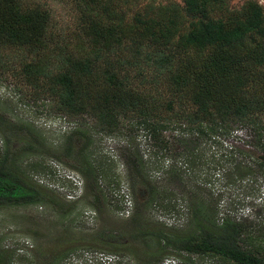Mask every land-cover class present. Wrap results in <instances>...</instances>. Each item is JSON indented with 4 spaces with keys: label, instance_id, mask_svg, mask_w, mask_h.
Listing matches in <instances>:
<instances>
[{
    "label": "trees",
    "instance_id": "1",
    "mask_svg": "<svg viewBox=\"0 0 264 264\" xmlns=\"http://www.w3.org/2000/svg\"><path fill=\"white\" fill-rule=\"evenodd\" d=\"M136 1L73 0L76 27L56 31L48 9L24 8L22 0H0V51L26 47L31 58L19 62L21 73L29 80L45 78L46 91L59 111L89 115L98 132L108 135L121 133L127 127L125 118H133L132 137L135 125L142 128L154 141L152 146L162 150L161 157L170 161L167 180L154 183L144 174L147 162L138 146L129 141L126 145L124 161L136 202L134 177L148 182L144 184L147 203H166L170 212L177 211L172 200L186 199L188 206L189 216L181 229L155 223L143 230L139 214L135 215L131 227L136 233L128 237L148 249L142 255L145 264L158 261L169 249L215 257L221 264H264V227L220 211V195L212 198L213 193L197 184L194 175L196 168L212 162L215 167L230 166L225 171L230 177L258 173L264 178V10L255 1L231 10L230 0H183L182 6L150 5L144 13L130 14ZM5 57L9 56L0 52V64L11 67L9 60L2 61ZM159 86L174 91L175 97L164 100L156 91ZM177 129L172 140L160 137ZM239 129L252 140H245L244 148L235 143L224 147L220 140ZM12 130L5 134L0 154V206L44 203V193L17 165L22 152H35L36 144L21 132L32 129L23 125L15 133ZM12 135L20 148H12ZM74 135L63 156H81L73 168L98 189L96 179L104 169L89 161L92 141L75 148ZM209 145L227 151L209 156ZM178 163L185 164L186 171ZM191 177L195 183L188 191L174 190ZM3 256L0 253V259ZM42 260L39 264H55L53 259Z\"/></svg>",
    "mask_w": 264,
    "mask_h": 264
},
{
    "label": "rangeland",
    "instance_id": "2",
    "mask_svg": "<svg viewBox=\"0 0 264 264\" xmlns=\"http://www.w3.org/2000/svg\"><path fill=\"white\" fill-rule=\"evenodd\" d=\"M248 1L258 2L264 10V0H230L228 7L231 10L240 9ZM22 2L24 8L48 9L56 31H72L76 27L77 12L73 0H22ZM168 3L182 6L184 2L137 0L130 5L132 6L130 14L144 13L150 5ZM186 19L189 20V17ZM0 52H5L10 57H7L8 59L5 57L2 61L9 60L11 64L9 69L0 64V154L3 152V139L6 133L12 129V133H15L19 126H30L31 132L26 130L21 132L23 135H29L31 142L36 144V149L34 153L22 152L17 165L40 193L46 196L44 203L0 206V253H4L0 264H39L44 258L53 259L55 264H145L142 255L148 249L141 242H133L128 237L136 233V228L131 227L135 215L137 218L139 214L140 219L137 221L143 224V230L152 229L155 223L171 229H181L184 228L189 216L188 206L186 199L172 200L178 212H170L164 206L166 203L162 206L147 203L145 199L147 188L144 184L148 182H140L134 177L137 203L131 193L130 171L124 161L129 148H126V145L129 141L138 146V151L147 162L144 174L154 183L162 184L167 180L165 169L170 161L161 157L162 150L152 146L154 141L148 139L142 128H136L135 125V136L132 137L129 129L134 122L133 118H125L124 125L127 127L121 133L108 135L98 132L96 122L89 115L59 111L46 91L47 80L40 78L32 81L21 73L19 62L31 58L26 47L10 46ZM156 91L164 95V100L174 96V91L162 86ZM160 111L164 113V109L161 108ZM79 129L87 131L90 138L87 133L80 135ZM177 132L178 129L166 130L160 137L172 140L171 135ZM246 133H248L246 130L239 129L220 142L226 148L231 143L244 148L242 146L245 145V140L248 138L252 140ZM71 134L74 135L72 137L75 148L84 147L86 143L92 141L88 147L89 161L96 168L101 164L104 169V174L102 172L96 179L98 189L94 183H88L85 177L73 168L78 166L77 160L81 156L77 157L74 154L70 159L63 156L66 155L64 150ZM11 139L12 148L18 149L22 146L16 136L12 135ZM226 151L218 145H215V150L212 146H207L209 156H220ZM59 156L60 160L57 159ZM178 165H182L186 171L185 164ZM197 169L194 174L197 184L204 185L206 191L210 190L213 193L212 198L220 195V211H229L237 217H247L264 227V178L261 175L254 173L242 178L238 175L230 177L225 175L230 166H227V169L226 166L215 167L212 162ZM204 181L207 183H202ZM194 183L192 177L191 180L187 178L185 184L183 182L174 184V190L180 193L188 191L189 185ZM170 188H173L172 185ZM137 207L139 209L136 213ZM262 231L264 234V228ZM115 236H119L117 240ZM115 241L119 244L117 245ZM147 244L150 245L151 241L148 240ZM151 245L153 249L156 248L154 244ZM167 252L153 264H163L165 260L172 261L171 264L222 263L218 258L208 255H188L176 253L172 249ZM104 256H114L115 259L110 263L103 262L101 257Z\"/></svg>",
    "mask_w": 264,
    "mask_h": 264
},
{
    "label": "built area",
    "instance_id": "3",
    "mask_svg": "<svg viewBox=\"0 0 264 264\" xmlns=\"http://www.w3.org/2000/svg\"><path fill=\"white\" fill-rule=\"evenodd\" d=\"M102 256V255H101ZM115 259V257L114 256H104V257H101V260L104 262H111V261H113ZM172 263V261H170V260H165L164 261V263L163 264H171Z\"/></svg>",
    "mask_w": 264,
    "mask_h": 264
}]
</instances>
